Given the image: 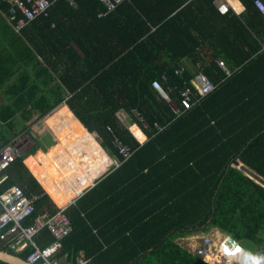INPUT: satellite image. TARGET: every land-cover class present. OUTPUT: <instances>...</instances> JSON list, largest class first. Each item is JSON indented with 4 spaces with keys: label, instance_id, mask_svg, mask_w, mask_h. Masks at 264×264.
<instances>
[{
    "label": "trees",
    "instance_id": "obj_1",
    "mask_svg": "<svg viewBox=\"0 0 264 264\" xmlns=\"http://www.w3.org/2000/svg\"><path fill=\"white\" fill-rule=\"evenodd\" d=\"M240 1L243 12L221 14L213 0H122L112 10L100 0H56L20 33L0 25V148L27 132L33 115L67 104L37 124L40 149L24 151L4 174L0 192L18 185L27 197L44 194L24 226L57 212L25 165L63 205L110 166L101 146L121 164L67 209L68 258L207 264L178 240L210 229L264 252V15L255 0ZM8 6L0 3V19ZM178 67L185 70L175 75ZM198 71L216 88L183 110L178 91ZM161 75L170 105L151 86ZM113 139L129 148L127 160ZM52 240L46 230L36 236L40 246ZM225 248L239 264L236 244ZM0 249L13 252L1 241Z\"/></svg>",
    "mask_w": 264,
    "mask_h": 264
},
{
    "label": "built area",
    "instance_id": "obj_2",
    "mask_svg": "<svg viewBox=\"0 0 264 264\" xmlns=\"http://www.w3.org/2000/svg\"><path fill=\"white\" fill-rule=\"evenodd\" d=\"M55 1L56 0H0V3L9 5L4 16L8 24L13 27L17 33H20L24 27L30 24L35 18L39 16H48L49 9ZM67 1L76 5L74 0ZM100 1L105 5L107 10H112L115 8L116 4L122 0ZM234 2L235 0H217L215 6L217 11L221 14L229 10H232L235 14L243 12L244 8L239 5L240 8L237 9L234 6ZM253 5L264 15V4H262L260 0L253 1ZM216 63L226 72L227 76L230 75L221 60H217ZM184 70V67H178L174 70V74L180 75ZM165 80L166 77L161 75L159 80L156 79L151 82V86L158 96L170 105L168 96L169 89L166 91L161 85ZM215 88L216 87H214L204 74L201 72L195 73L189 80L188 85L178 91L180 108L183 110L190 109L192 103H199L202 98L214 91ZM171 109L176 116L180 114L178 108L172 106ZM107 130L111 132L110 128H107ZM28 132L29 131L21 133V135H18V137L0 148V188L7 178L4 175L5 172L14 164L17 157L28 150L26 145H32ZM113 145L122 161L129 158L131 151L128 147L124 146L118 139H113ZM120 164L121 161L117 158H111L110 166L112 168H117ZM92 185L93 184L89 183V186ZM86 188L87 187H84L63 205H57L52 199L57 208V212L53 216L44 215L36 218L34 223L28 227L23 224L32 217L35 212L36 203L44 194L27 197L23 194L22 189L18 185H13L3 192H0V207L2 208V213L0 215L1 243L9 250H13V253L28 251L25 260L31 264H92L91 261L83 257L81 253L72 258H68L66 253L62 252V240L66 238L71 231L70 220L66 215L67 209L74 205L75 201L83 195ZM63 189L65 193L66 187ZM44 230L51 233L53 240L40 246L36 241V236ZM214 236L216 235L210 234L201 237L200 243L196 248H187L208 264H210L207 261L209 256H222L226 260L231 259L233 263H237V260H234L231 255L226 254L225 250H222L226 240L232 238L229 235L216 237L215 239L217 240L220 238V247L216 248V244L212 239Z\"/></svg>",
    "mask_w": 264,
    "mask_h": 264
},
{
    "label": "crops",
    "instance_id": "obj_3",
    "mask_svg": "<svg viewBox=\"0 0 264 264\" xmlns=\"http://www.w3.org/2000/svg\"><path fill=\"white\" fill-rule=\"evenodd\" d=\"M217 0H213V4H214V6H215V2H216ZM237 3H236V6H238V7H243L244 8V5L242 4V2L240 1V0H235ZM239 3V4H238ZM235 4V3H234ZM240 5V6H239ZM215 8H216V6H215ZM3 23H6V24H8V22H7V20H6V18H4V19H0V25L2 24L3 25ZM199 72H201V71H198L197 73H199ZM225 72V71H224ZM229 72V74H230V71H228ZM202 73V72H201ZM225 74H226V72H225ZM226 76H227V74H226ZM63 104H65V105H67L65 102H62ZM62 104V105H63ZM60 105V104H59ZM62 105H60V106H62ZM57 107V106H56ZM55 107V108H56ZM59 108V107H58ZM69 108V107H68ZM54 109V108H53ZM52 109V110H53ZM48 114H46L44 117H42V118H45L46 116H47ZM118 116H119V118H120V120H121V122L123 123V125H125V126H127V128L129 129V131L131 130L132 131V135H135V137L139 140V138L137 137V135H136V133L133 131V127H136L138 130H139V132H141L142 134H143V132L141 131V129L136 125V124H133L132 123V121H131V118H130V116L125 112V111H120L119 113H118ZM36 121V120H35ZM40 121H41V118H40ZM40 121H38V122H36L35 124H34V126H32L30 129L28 128V130L27 131H29L28 133V135L30 136V138H31V147H33V146H35V148H36V151L37 150H39L40 148H39V145H38V143L36 142V140H35V138H34V134L33 133H35L37 130H38V127H36L37 126V124L40 122ZM131 127V128H130ZM85 129V128H84ZM86 130V129H85ZM89 133V132H88ZM89 136H91L92 137V139L100 146V144L98 143V141H97V138H98V136H97V134L96 133H94L93 132V134L92 133H89L88 134ZM143 136H144V140L142 141V142H140V143H143L144 141H145V139H146V137H145V135L143 134ZM96 137V138H95ZM30 147V148H31ZM100 148L102 149V151L105 153V155L107 156V157H109L110 159L112 158L111 156H109L105 151H104V149L100 146ZM31 156V155H30ZM30 156H28V157H30ZM27 157V158H28ZM26 158V159H27ZM25 159V160H26ZM25 160L23 161V163H24V165H25ZM26 166V169L30 172V174L35 178V180L41 185V187H42V189L44 190V193L52 200V198L50 197V195L47 193V191L45 190V188L43 187V185L38 181V179L31 173V171H30V169L27 167V165H25ZM239 166H242V164L241 163H239ZM113 169H115V168H112L111 166L110 167H108L105 171H103L100 175H98V177H96L95 179H93V181L91 182V184H93L92 186H89V184L86 186L87 188L85 189V191L86 190H88V189H91L94 185H95V183L96 182H98L102 177H104L108 172H110L111 170H113ZM53 202V201H52ZM217 232L218 234H220V237H222L223 235H227V234H221L220 233V231H218V230H215L214 229V232ZM193 236H191V238H192ZM217 236H214V239L216 238ZM242 248V247H241ZM232 263V262H231ZM233 264V263H232Z\"/></svg>",
    "mask_w": 264,
    "mask_h": 264
},
{
    "label": "rangeland",
    "instance_id": "obj_4",
    "mask_svg": "<svg viewBox=\"0 0 264 264\" xmlns=\"http://www.w3.org/2000/svg\"><path fill=\"white\" fill-rule=\"evenodd\" d=\"M189 65V64H188ZM4 100L2 99V98H0V103H2ZM36 115H33L32 117H31V120L29 121V122H26L24 125H26V127H28L29 129L32 127V126H34V124L36 123V122H38V121H40V120H36ZM36 120V121H35ZM41 120H42V118H41ZM131 128V127H130ZM24 132V131H23ZM22 132V133H23ZM130 132L132 133V131L130 130ZM134 137H135V135H133ZM96 138V137H95ZM135 139L139 142H142L143 140H138L136 137H135ZM98 141V140H97ZM26 147L29 149L31 146H30V144H28V145H26ZM216 230V229H215ZM221 234H225V233H222V232H220ZM205 234H211V235H216L217 237H220V234H218V233H216V232H214V229H210V231L209 232H207V233H200V234H197V235H194L192 238H191V236H187V237H185V238H181V239H179L178 240V243L180 244V246H183V247H191V248H196L198 245H199V243H200V238L201 237H203V236H205ZM225 235H223L222 237H224ZM213 240H214V242H215V244H216V248H219L220 247V238H219V240H217V239H214V237L212 238ZM241 247V246H240ZM243 247V246H242ZM250 247V246H249ZM252 248H253V245H252ZM207 261L209 262V263H211V262H213V261H215L216 263H218V264H231V261L230 260H226V259H224V257H222V256H216V258H213V257H211V256H209L208 258H207Z\"/></svg>",
    "mask_w": 264,
    "mask_h": 264
},
{
    "label": "clouds",
    "instance_id": "obj_5",
    "mask_svg": "<svg viewBox=\"0 0 264 264\" xmlns=\"http://www.w3.org/2000/svg\"><path fill=\"white\" fill-rule=\"evenodd\" d=\"M231 240L236 244V248H239L240 252L243 253V259L239 260V264H264V252H253L250 250H245V249L241 248L235 242V240H233V239H231Z\"/></svg>",
    "mask_w": 264,
    "mask_h": 264
},
{
    "label": "water",
    "instance_id": "obj_6",
    "mask_svg": "<svg viewBox=\"0 0 264 264\" xmlns=\"http://www.w3.org/2000/svg\"><path fill=\"white\" fill-rule=\"evenodd\" d=\"M62 104L63 103H61L60 105ZM60 105L51 110L48 115L51 114L54 110H56L58 107H60ZM0 261L5 262L7 264H31L25 259L18 256L17 254L9 251H3L2 249H0Z\"/></svg>",
    "mask_w": 264,
    "mask_h": 264
},
{
    "label": "snow or ice",
    "instance_id": "obj_7",
    "mask_svg": "<svg viewBox=\"0 0 264 264\" xmlns=\"http://www.w3.org/2000/svg\"><path fill=\"white\" fill-rule=\"evenodd\" d=\"M240 251L239 248H236V252ZM225 253L228 255H234L235 253L231 252L229 249L225 248Z\"/></svg>",
    "mask_w": 264,
    "mask_h": 264
},
{
    "label": "bare ground",
    "instance_id": "obj_8",
    "mask_svg": "<svg viewBox=\"0 0 264 264\" xmlns=\"http://www.w3.org/2000/svg\"><path fill=\"white\" fill-rule=\"evenodd\" d=\"M234 3H235L234 6H235L237 9L240 8V7L236 6V3H237L236 1H235Z\"/></svg>",
    "mask_w": 264,
    "mask_h": 264
}]
</instances>
